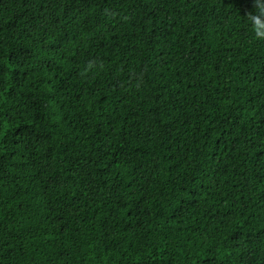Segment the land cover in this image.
I'll use <instances>...</instances> for the list:
<instances>
[{"label":"trees","instance_id":"1","mask_svg":"<svg viewBox=\"0 0 264 264\" xmlns=\"http://www.w3.org/2000/svg\"><path fill=\"white\" fill-rule=\"evenodd\" d=\"M253 0H0V264H264Z\"/></svg>","mask_w":264,"mask_h":264},{"label":"clouds","instance_id":"2","mask_svg":"<svg viewBox=\"0 0 264 264\" xmlns=\"http://www.w3.org/2000/svg\"><path fill=\"white\" fill-rule=\"evenodd\" d=\"M246 18L255 35L264 38V0H253L252 9L246 14Z\"/></svg>","mask_w":264,"mask_h":264}]
</instances>
